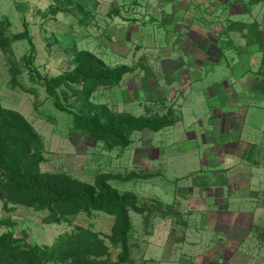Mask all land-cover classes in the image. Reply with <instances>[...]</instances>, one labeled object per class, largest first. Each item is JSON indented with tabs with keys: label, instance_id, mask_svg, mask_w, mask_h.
I'll return each instance as SVG.
<instances>
[{
	"label": "rangeland",
	"instance_id": "rangeland-1",
	"mask_svg": "<svg viewBox=\"0 0 264 264\" xmlns=\"http://www.w3.org/2000/svg\"><path fill=\"white\" fill-rule=\"evenodd\" d=\"M236 2L240 1L0 0V31L6 42L5 49L0 46V104L21 113L41 137L43 159L38 171L63 172L86 183H93L100 173H151L148 178L111 179L109 183L120 192H133L139 205H159L166 213L152 210L145 219V214L129 211L132 226L124 261L118 260L120 248L111 239L114 216L103 211L48 222L47 210L0 197V234L11 230L20 240L50 245L59 234L78 226L91 229L108 247L106 254L90 256L92 264H264V209L254 214V224L244 229L246 233L228 239L217 231L220 236L213 238L200 230L198 187L189 179L193 175L189 168L199 163L193 161L194 147L188 141L198 143L202 137L198 132L202 115L192 89L200 85L209 93L211 81L221 71L215 67L200 81L189 83L188 65H201L197 50L213 43L210 35L202 37L203 17L208 16L212 27L214 18L229 12L228 4ZM243 3L238 8L244 10L247 5L249 15L251 4L257 3L263 21L264 0ZM24 21L35 45L33 64L43 75L70 70L75 49H87L111 67H132L117 83L92 92L88 99L92 106L69 89L66 95L61 92L68 108L98 113L106 106L114 113L166 115L174 122L156 131H132L127 146H108L75 129L72 115L55 107L42 80L29 78L28 41L13 38L23 31ZM220 54L212 51L207 60H216Z\"/></svg>",
	"mask_w": 264,
	"mask_h": 264
},
{
	"label": "trees",
	"instance_id": "trees-1",
	"mask_svg": "<svg viewBox=\"0 0 264 264\" xmlns=\"http://www.w3.org/2000/svg\"><path fill=\"white\" fill-rule=\"evenodd\" d=\"M79 10L86 15V11ZM23 24V31L14 33L13 38H26L28 41L26 63L29 78L42 80L55 107L72 115L75 129L108 146H127L132 131H156L174 122L166 115L133 116L125 112L114 113L106 106H101L98 113L68 108L62 102L61 92L66 95L65 90L69 89L86 105L92 106L88 100L92 92L117 83L132 67L124 64L111 67L93 52L75 49L72 56L74 65L70 70L53 76L43 75L33 64L35 45L26 22ZM0 46L6 48L1 31ZM59 87L64 89L59 91ZM42 150V139L31 123L18 111L0 104V197L35 210H47L45 219L48 222H61L80 212L93 210L114 216L111 239L120 248L119 261L126 260L128 256L127 235L132 226L129 211L145 214V219L152 210L166 214L159 205H139L133 192H120L109 183L111 179L148 178L151 173H100L93 183H86L63 172L40 173L37 165L43 159ZM107 251V245L96 232L79 226L59 234L50 245L20 240L11 230L0 234V264H92L90 256H102Z\"/></svg>",
	"mask_w": 264,
	"mask_h": 264
},
{
	"label": "crops",
	"instance_id": "crops-1",
	"mask_svg": "<svg viewBox=\"0 0 264 264\" xmlns=\"http://www.w3.org/2000/svg\"><path fill=\"white\" fill-rule=\"evenodd\" d=\"M239 1L229 3V12L215 17L212 27L208 16L203 17L202 37L210 35L213 43L197 50L202 68L189 62L187 72L190 83L215 67L221 71L211 81L209 93L200 85L192 89L202 115L198 125L202 137L198 143L188 141L194 147L193 161L199 163L189 168L193 171L189 179L198 187L200 230L213 238L220 236L217 231L228 239L246 233L244 229L254 224V214L264 209V15L260 22L258 4H251L249 15L247 5L238 8L245 4ZM215 50L221 56L207 60Z\"/></svg>",
	"mask_w": 264,
	"mask_h": 264
}]
</instances>
